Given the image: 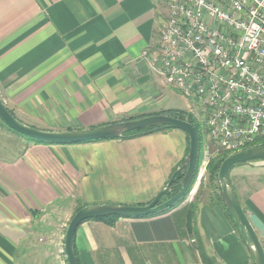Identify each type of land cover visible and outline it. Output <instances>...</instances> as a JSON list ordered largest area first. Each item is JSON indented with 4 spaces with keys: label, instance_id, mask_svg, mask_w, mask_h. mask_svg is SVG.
Wrapping results in <instances>:
<instances>
[{
    "label": "crops",
    "instance_id": "crops-1",
    "mask_svg": "<svg viewBox=\"0 0 264 264\" xmlns=\"http://www.w3.org/2000/svg\"><path fill=\"white\" fill-rule=\"evenodd\" d=\"M165 8L166 0H0V99L22 123L55 131L161 110L166 84L142 51L157 40ZM1 124L0 264H67L63 240L77 187L80 178L107 172V142L42 144ZM161 136L169 142L158 171L167 183L186 156L187 138L180 130ZM229 175L264 250V159L236 164ZM204 177L166 212L112 225L82 221L73 239L78 263L207 264V257L209 264H255ZM85 191L83 184L81 197Z\"/></svg>",
    "mask_w": 264,
    "mask_h": 264
},
{
    "label": "built area",
    "instance_id": "built-area-1",
    "mask_svg": "<svg viewBox=\"0 0 264 264\" xmlns=\"http://www.w3.org/2000/svg\"><path fill=\"white\" fill-rule=\"evenodd\" d=\"M163 17L142 57L191 100L205 142L235 152L264 138V0H166Z\"/></svg>",
    "mask_w": 264,
    "mask_h": 264
},
{
    "label": "water",
    "instance_id": "water-1",
    "mask_svg": "<svg viewBox=\"0 0 264 264\" xmlns=\"http://www.w3.org/2000/svg\"><path fill=\"white\" fill-rule=\"evenodd\" d=\"M0 119L13 132L27 139L45 141L50 144H74L98 140L118 139L126 132L157 125L180 130L188 137V152L183 162L177 167L165 186L158 191L154 198L149 202L143 204H88L75 211L66 226L63 240V253L67 264H78L74 251L73 239L75 230L82 221L95 217H140L159 213L180 201L187 191H190V185H192L194 179L197 161L200 154V140L196 128L188 121L165 114H153L84 129L63 131L44 130L32 127L19 121L8 111L4 102L1 100ZM257 159H264V144L254 145L230 153L219 165L217 187L223 205L232 213L239 229L242 231V235L254 263L264 264V250L250 220L239 203L229 175L230 169L234 165ZM182 170L184 171V174L179 182V189L175 194L162 201V196H167L174 190L172 181L175 174Z\"/></svg>",
    "mask_w": 264,
    "mask_h": 264
},
{
    "label": "rangeland",
    "instance_id": "rangeland-1",
    "mask_svg": "<svg viewBox=\"0 0 264 264\" xmlns=\"http://www.w3.org/2000/svg\"><path fill=\"white\" fill-rule=\"evenodd\" d=\"M162 81L166 84V86H164V88H161L160 90L162 95V109L186 110L192 113L196 121L200 124V143L202 158L206 145L208 150H211L212 152V155L209 160L213 158L219 151H226L219 150L213 143L207 144L205 142L207 141L206 135L204 134V130L202 128L201 123L195 116L193 110V103L191 102V100L184 97L177 88L173 87L170 84H167L163 79ZM0 124L3 125L2 120H0ZM164 131L165 133H169L170 131L177 132V129H165ZM164 131H156L151 134H147L155 135L149 137H146V135H140L128 139L118 138L100 140L107 142L105 144L106 149L104 148V153L107 158V172H105L99 177L94 178L93 180L83 179L82 181L80 178V182L77 187V193L74 197V209L76 208V206L83 202L87 203L86 205H88L95 204L91 203L94 201L96 202V204L115 202L126 204H141L137 202L142 200L145 201L149 199L152 195H156L157 192L160 191L166 184L164 183L165 178L160 176V173L158 171L160 163L163 162L165 164V160L167 157L164 148L167 145L166 142L169 141H165L163 139L164 136H161V133H163ZM167 137L171 139L173 138V135H168ZM175 153L178 155L177 151H175ZM177 157L178 156H176L173 162L177 161ZM156 176H158L159 179L157 178L156 180H154ZM205 178L206 176L204 177V179ZM83 184L86 187L87 191H85L86 197H81V186H83ZM93 188L97 190L94 194L93 191L90 192V190H93ZM189 192L187 196L189 195ZM97 196L101 198L98 199ZM71 213L73 215L75 211H71ZM51 241V238H44V240H42L41 242H44L45 244L49 245L52 244Z\"/></svg>",
    "mask_w": 264,
    "mask_h": 264
},
{
    "label": "trees",
    "instance_id": "trees-1",
    "mask_svg": "<svg viewBox=\"0 0 264 264\" xmlns=\"http://www.w3.org/2000/svg\"><path fill=\"white\" fill-rule=\"evenodd\" d=\"M8 111L13 115V113L10 110H8ZM153 114H165V115H168V116H171V117H174V118H179V119H182V120L190 122L196 128V130L198 132L199 140H201V132H200V128L201 127H200V124L196 121V119H195V117H194V115L192 113H190V112H188L186 110H181V109H161V110L156 111L154 113H151L149 115H153ZM128 119H133V118L129 117V118H126L125 120H128ZM165 129H171V128L162 127L161 125H157V126H153V127L137 129V130H132V131L126 132V133L123 134V136L121 138H127L128 139V138L137 137V136H140V135L151 134V133L156 132V131H164ZM9 130H11V129H9ZM69 130H71V129H69ZM186 138H187V147H186V154H187V152H188V137H187V135H186ZM29 140L35 141L37 143H42V144H50V143L45 142V141H39V140H33V139H29ZM263 144H264V138H260V139H257L256 141H254V143L245 146L244 148H248V147H251V146H254V145H263ZM230 153H231V151H219L213 158H211L209 160V162L207 163L205 176H206L207 183L209 184V187L212 189L211 199L214 200L215 202H217L222 207V209L226 213L227 217L231 220V222L237 228L238 232L240 233L241 237L243 238L242 231L239 229V227L237 225V222L234 219L232 213L229 211V209H227L223 205V203L221 201L220 194H219V190H218V187H217V175H218L219 165L222 162V160L226 156H228ZM201 159H202V152H201V143H200V154H199V157H198L197 166H196V170H195V174H194V179H193L192 185H190V189L192 188V186H193V184H194V182L196 180L198 168H199V165L201 163ZM177 167H175L173 169L170 177L173 175V173L175 172ZM183 174H184V171L182 170V171H179L178 173H176L175 176H174V179L172 181V184L174 186V193H176L177 190L179 189V182L182 179ZM201 185H202V181L200 182L199 187ZM188 192L189 191H187V193L184 195V197L180 201L176 202L171 207H169L167 209H164V210H162L159 213L166 212V211L172 209L173 207L177 206L178 204H180L186 198ZM164 198H165V196H164ZM84 205H86V204H82V203L79 204L78 206H76L74 211H77L79 208H81ZM196 208H197V204H196V202L194 200H192L189 203L188 208H187V225H188L189 228L192 227V221H193V218H194V215H195ZM154 214H158V213H154ZM154 214H150V215H146V216H140V217H148V216H152ZM119 217L120 216H106V217H95V218H91V219L103 221L105 223H108V224L112 225L114 223V221L117 218H119ZM197 243L201 244L199 239H197ZM199 247H200L199 248L200 251H202L201 250V246H199ZM76 259H77V257H76ZM204 260H205V262L207 264H209V262H211V260L208 259L207 257H204Z\"/></svg>",
    "mask_w": 264,
    "mask_h": 264
},
{
    "label": "flooded vegetation",
    "instance_id": "flooded-vegetation-1",
    "mask_svg": "<svg viewBox=\"0 0 264 264\" xmlns=\"http://www.w3.org/2000/svg\"><path fill=\"white\" fill-rule=\"evenodd\" d=\"M172 186H173V184H172ZM173 194H175V193H174V190L171 192V194L165 196V198H164V196H162L161 200L164 201V200H166L167 198H169V197H170L171 195H173ZM163 198H164V199H163Z\"/></svg>",
    "mask_w": 264,
    "mask_h": 264
}]
</instances>
